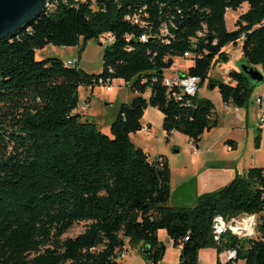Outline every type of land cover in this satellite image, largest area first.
Here are the masks:
<instances>
[{
  "label": "trees",
  "instance_id": "obj_1",
  "mask_svg": "<svg viewBox=\"0 0 264 264\" xmlns=\"http://www.w3.org/2000/svg\"><path fill=\"white\" fill-rule=\"evenodd\" d=\"M51 2L27 27L0 41V264H121L126 246L158 264L160 231L180 250L178 264H199V251L208 248L235 249L234 264H264V168H248L220 190L199 195L193 206L171 207L167 159H150L130 140L143 129L148 106L162 114L167 136L180 133L196 146L217 126L212 102L195 95L182 105L163 86L164 72L188 52L185 60L193 64L181 75L202 83L214 62L226 59L224 47L241 42L245 64L262 73L264 0ZM139 11L148 16L147 28L129 19ZM227 11L239 12L232 31ZM101 37L110 41L98 75L78 68V59L70 67L60 59L35 58L47 45L79 52L80 43ZM227 75V83H209L224 105L247 108L257 85L241 71ZM105 79L129 84L136 95L119 104L109 135L75 114L78 89ZM216 215H255L254 238L226 234L215 243ZM81 223V233L63 237Z\"/></svg>",
  "mask_w": 264,
  "mask_h": 264
},
{
  "label": "rangeland",
  "instance_id": "obj_2",
  "mask_svg": "<svg viewBox=\"0 0 264 264\" xmlns=\"http://www.w3.org/2000/svg\"><path fill=\"white\" fill-rule=\"evenodd\" d=\"M238 15L239 12L236 11L226 12L225 23L228 31L234 30V22ZM109 41L110 38L101 37L98 41L90 40L85 44L80 43L79 46L82 49L79 52L77 48L47 45L44 49L35 53V58L41 60L52 57L62 61L77 58L78 68L89 75H98L102 70L103 49ZM223 52L226 54V59L214 62L208 72L207 79L200 83L197 92L198 98L212 102L216 109L217 121V126L211 131L205 132L199 140L197 145L200 147V151H198V154L192 153L190 150L191 141L182 134L175 132L167 136L161 127L162 114L150 106L147 107L141 119L143 129L130 136L131 142L136 147L141 148L150 159L155 160L159 156L167 159L170 167L171 196L169 206L171 207L194 205L193 200L196 195L193 194V187L190 184L183 185V182L199 168L201 172L203 171L201 178L207 179L210 176L207 171L209 169L203 161L209 157L218 159L223 163L232 162L234 166L238 164L241 166V172H246L251 167L264 168V123H260L258 118L250 113L248 123L244 126V123L240 121L244 110L239 114H235L231 106H229L230 111L225 110L217 86L210 87L209 80L214 81L215 84L227 83L229 78L225 74V70L230 73L239 72L245 64L241 52V42H238L237 45H227L224 47ZM178 62L184 64L183 69L173 68L167 70L164 72V76L174 77L186 72L187 68L193 64L190 60ZM262 74L264 75V71ZM110 89L107 92L103 85L94 86L93 89L80 87L78 89L79 103L75 111V114L79 115L82 121L87 120L94 123L106 135H109V126L115 119L119 104H128L136 96L130 90L129 84L126 85L121 80H113ZM263 89L264 82L256 87L251 97L250 109L251 107L257 109L254 100L262 93ZM85 101H88V107L83 110L81 108ZM257 110L259 111V109ZM145 128H148V130L145 131ZM226 141H233L236 147L229 146ZM201 157L202 162H199ZM209 165L217 166L218 163ZM216 170L223 172H217L219 175L227 174L226 169ZM83 228V223L77 224L69 229L63 237H74L81 233ZM159 239L163 247V256L158 264H178L180 250L170 247V240L163 231L159 232ZM126 247L127 251L123 254L121 264H148L138 248ZM199 256L204 263L216 264L215 249H203L199 251Z\"/></svg>",
  "mask_w": 264,
  "mask_h": 264
},
{
  "label": "built area",
  "instance_id": "obj_3",
  "mask_svg": "<svg viewBox=\"0 0 264 264\" xmlns=\"http://www.w3.org/2000/svg\"><path fill=\"white\" fill-rule=\"evenodd\" d=\"M55 2V1H54ZM53 6L51 0L47 3L46 9H49ZM148 16L145 13L141 14V11L138 13L132 14L129 19L136 24L140 29L147 28L148 23L145 19ZM205 30V27H203ZM163 31L165 34L168 33V29L166 26L163 27ZM202 36V32L198 33L197 37L200 38ZM140 41L145 43L147 41V36L142 35L140 37ZM189 57L188 52L184 53L182 56V61ZM77 63V58L65 61L64 64L70 67H73ZM182 65L178 61L173 62L171 68H181ZM228 71L225 70V74L227 75ZM264 76V75H263ZM99 85L105 86V90L109 92L110 85L112 81L110 79L99 80ZM199 79L194 76H183L180 77V74L175 75L174 77H164L162 84L166 88L167 92L178 102H181L184 106H189L190 99L197 95V91L199 89ZM254 103L259 107V122L264 123V89L262 93L255 98ZM88 107V101L83 104L82 108L85 110ZM145 131L148 128L144 129ZM190 150L193 154H197V147L192 142H190ZM256 216L255 215H241L238 217H232L229 219H225L220 215L214 216L212 219L211 231L213 241L215 243H219L222 236L228 234L230 236L235 237L236 239H252L255 236V227H256ZM188 238L185 237L184 241ZM124 252L121 255V259L123 257ZM236 260V250L235 249H225L218 253H216V264H234Z\"/></svg>",
  "mask_w": 264,
  "mask_h": 264
},
{
  "label": "water",
  "instance_id": "obj_4",
  "mask_svg": "<svg viewBox=\"0 0 264 264\" xmlns=\"http://www.w3.org/2000/svg\"><path fill=\"white\" fill-rule=\"evenodd\" d=\"M49 0H0V41L8 39L14 33L28 26L30 22L44 13ZM241 72L258 86L264 82L263 74L244 64ZM180 77L183 75L180 74ZM211 88L215 85L211 84ZM163 249V247H162ZM145 254L148 250L144 251Z\"/></svg>",
  "mask_w": 264,
  "mask_h": 264
},
{
  "label": "crops",
  "instance_id": "obj_5",
  "mask_svg": "<svg viewBox=\"0 0 264 264\" xmlns=\"http://www.w3.org/2000/svg\"><path fill=\"white\" fill-rule=\"evenodd\" d=\"M72 59H75V58H71V60ZM181 65H182V67L180 69H183L184 64H181ZM250 103H251V100H250ZM250 103H249V105H250ZM249 105L245 109H238V108L232 107V111L235 114H239L241 111L244 110V114L242 116V119L240 120L244 123V126H246V124L248 123V116L250 115V113L252 115H255V117H257L259 120V111L257 110V109H259V107L256 105L257 109L254 107H251V109H250ZM223 107L225 110L230 111L229 106L223 105ZM263 108H264V106H263ZM254 109H255V111H254ZM215 112H216V109H215ZM237 119H238V117H237ZM197 147H198L197 151H200V147L198 145H197ZM197 154H198V152H197ZM199 162H202V157L199 160ZM203 162L206 163V165H208L207 168L209 170H207V171L210 174V176L207 179L201 178L203 171L201 172L200 168H199L196 171L197 174L195 172L193 175L190 176V178H188L187 180H185L183 182V185L184 184H190L193 187V194L196 195V197L193 200V203L199 195L204 194V193L216 192V191L220 190L221 188H223L224 186H226L229 183V181L231 179H233L236 175L243 176V174L245 173V172H241L242 171L241 166H239L238 164H236L234 166L232 162L223 163L222 161H219L218 159H215L212 157L207 158ZM189 163H191V161H189ZM211 163H218V165L217 166H210L209 164H211ZM169 169H170V167H169ZM213 169H215V170H213ZM216 169H226L228 175L227 174L226 175H219V174H217V172L218 173H223V172L220 170H216ZM158 238H159V232H158ZM159 241H161V240L159 239ZM170 244H171V241H170ZM171 246H172V244L170 245V247ZM198 262H199V264H208V262H206V263L203 262V259L199 256V254H198ZM239 263L240 262H238L237 264H239ZM241 263L243 264V262H241Z\"/></svg>",
  "mask_w": 264,
  "mask_h": 264
}]
</instances>
